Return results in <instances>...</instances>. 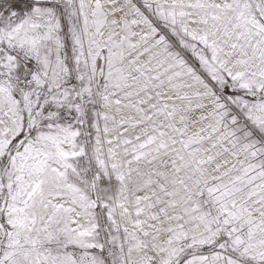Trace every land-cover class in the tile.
<instances>
[{"label": "snow or ice", "instance_id": "6c2138e0", "mask_svg": "<svg viewBox=\"0 0 264 264\" xmlns=\"http://www.w3.org/2000/svg\"><path fill=\"white\" fill-rule=\"evenodd\" d=\"M0 264H264V0H0Z\"/></svg>", "mask_w": 264, "mask_h": 264}]
</instances>
